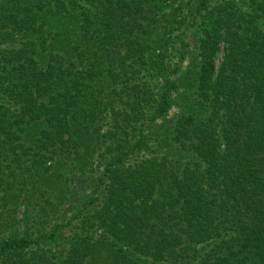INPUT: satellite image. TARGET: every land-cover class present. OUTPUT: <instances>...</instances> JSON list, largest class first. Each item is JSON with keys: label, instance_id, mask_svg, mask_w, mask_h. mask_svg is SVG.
I'll list each match as a JSON object with an SVG mask.
<instances>
[{"label": "trees", "instance_id": "1", "mask_svg": "<svg viewBox=\"0 0 264 264\" xmlns=\"http://www.w3.org/2000/svg\"><path fill=\"white\" fill-rule=\"evenodd\" d=\"M0 192V264H264V0H0Z\"/></svg>", "mask_w": 264, "mask_h": 264}, {"label": "rangeland", "instance_id": "2", "mask_svg": "<svg viewBox=\"0 0 264 264\" xmlns=\"http://www.w3.org/2000/svg\"><path fill=\"white\" fill-rule=\"evenodd\" d=\"M2 194L3 193L0 192V197H2ZM76 203L70 204V207L66 208L63 214L54 218V224H63L64 222H67L69 219H71L72 215L75 214L79 209V204L77 207ZM91 208L92 207H90V209ZM31 209L32 206L30 204H27L25 200H21L19 204H16L13 201L7 207L0 208V241L3 237L8 236L9 234H17L19 236H22L27 231L28 234H35L37 232L36 227H31L30 223L28 225V228H26L23 221L24 216H26L27 218V216L29 217L30 215H32ZM10 214H13L14 217H9Z\"/></svg>", "mask_w": 264, "mask_h": 264}]
</instances>
